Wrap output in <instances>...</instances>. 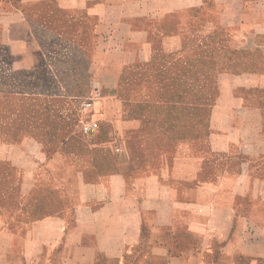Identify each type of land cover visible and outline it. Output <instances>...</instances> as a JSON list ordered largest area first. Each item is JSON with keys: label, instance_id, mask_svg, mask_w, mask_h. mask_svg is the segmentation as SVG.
I'll return each instance as SVG.
<instances>
[{"label": "crops", "instance_id": "crops-1", "mask_svg": "<svg viewBox=\"0 0 264 264\" xmlns=\"http://www.w3.org/2000/svg\"><path fill=\"white\" fill-rule=\"evenodd\" d=\"M1 29L11 50L26 48L20 40L31 51L35 44L49 65L57 62L53 50L74 48L77 64L101 66L71 95L96 99L101 127L121 137L79 131L60 142L73 152L43 153L20 167L17 207L0 219V264H124L132 252H143L141 264L251 263L253 252L264 258V170H256L264 166V109L202 103L178 121L177 104L159 105L157 75L136 109L128 108L125 85L123 94L118 88L125 66L166 58L189 65L187 79L203 82L194 75L210 64V34H229L222 50L237 48L242 34L253 33L254 44L264 35V0H0ZM178 74L174 80H183ZM114 97L120 103L112 109ZM148 128L209 136H124ZM181 252L200 260L189 263Z\"/></svg>", "mask_w": 264, "mask_h": 264}, {"label": "rangeland", "instance_id": "rangeland-1", "mask_svg": "<svg viewBox=\"0 0 264 264\" xmlns=\"http://www.w3.org/2000/svg\"><path fill=\"white\" fill-rule=\"evenodd\" d=\"M228 23L226 18L222 19ZM221 21V19H220ZM219 21V23H220ZM242 23L252 24L253 17H243ZM217 24V23H216ZM66 30V28H64ZM68 30V28H67ZM253 44V33L242 34L236 43L237 48L222 50L221 47L229 39V34L211 33L209 41L216 47L210 55V64L204 66L203 72H197L194 77L205 80H189L185 76L190 71L189 65L170 63L166 58L162 65H128L125 66L120 78L118 88L121 92V84L125 85V101L131 110L142 103L140 92L145 93L153 87L149 78L153 74L161 79L163 93L159 97V105L169 106L177 104L180 109L174 112L178 121L194 117L195 109L202 103L211 108L216 105H241L253 104L264 109V35H258ZM7 34L0 30V219L6 220L17 207V196L22 190L24 179L21 177L20 167L27 165L28 160H36L41 154L47 155L63 152H73L75 146L62 145L64 138L80 136V132L89 137L120 138L118 130H107L101 127L94 133H85L78 130L77 121L86 118V113L81 107V100L85 97L72 96L75 89L80 87L81 81L89 79L93 73L100 71L101 66H89L77 64L75 58L79 56V50L69 49L66 52H57L56 64L45 63L42 51L36 48L29 49L24 41L18 45L26 48L11 50ZM28 48V49H27ZM90 55L91 50H82ZM71 56L66 59L64 57ZM29 61V64L21 61ZM103 67V66H102ZM92 69L94 72H90ZM183 74V80L175 81L177 74ZM179 75V74H178ZM192 78V77H191ZM196 90L204 92V96H184L182 91ZM182 95L175 96V94ZM122 93V94H123ZM208 94V95H206ZM88 98V97H87ZM112 109L116 103H120L119 97L112 98ZM81 102V103H80ZM95 99V105L99 109ZM184 108H187L184 111ZM108 111V109H107ZM169 115V113H166ZM241 118V117H240ZM180 124V123H179ZM227 124V123H226ZM220 125L221 134H225L227 125ZM80 131V132H79ZM116 133H115V132ZM203 131V134H202ZM198 135L208 140L209 130L198 129H130L124 136L130 138V142L137 141L138 134L147 137L160 134ZM119 134V135H118ZM258 172L264 170L257 168ZM187 255H186V254ZM261 252H253V262L241 260L238 264H264V258L257 257ZM143 252H132L124 258V264H141L145 259ZM184 254L186 261H199L200 257L189 258V252ZM189 258V259H188ZM188 259V260H187ZM146 257L145 261H148Z\"/></svg>", "mask_w": 264, "mask_h": 264}, {"label": "built area", "instance_id": "built-area-1", "mask_svg": "<svg viewBox=\"0 0 264 264\" xmlns=\"http://www.w3.org/2000/svg\"><path fill=\"white\" fill-rule=\"evenodd\" d=\"M82 109L86 113V118L81 121V128L85 133H94L100 128L99 110L95 105V99L88 97L81 103Z\"/></svg>", "mask_w": 264, "mask_h": 264}]
</instances>
